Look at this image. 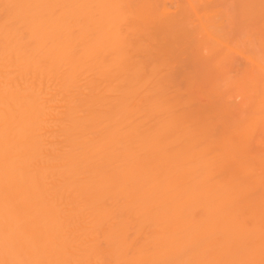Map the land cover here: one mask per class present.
Here are the masks:
<instances>
[{"label": "bare ground", "instance_id": "6f19581e", "mask_svg": "<svg viewBox=\"0 0 264 264\" xmlns=\"http://www.w3.org/2000/svg\"><path fill=\"white\" fill-rule=\"evenodd\" d=\"M0 264H264V0H0Z\"/></svg>", "mask_w": 264, "mask_h": 264}]
</instances>
